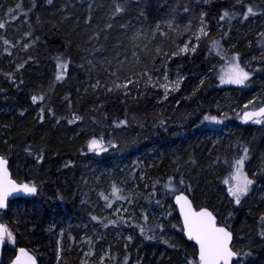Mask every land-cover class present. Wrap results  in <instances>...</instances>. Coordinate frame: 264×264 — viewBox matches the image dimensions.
I'll list each match as a JSON object with an SVG mask.
<instances>
[{"label": "trees", "instance_id": "16d2710c", "mask_svg": "<svg viewBox=\"0 0 264 264\" xmlns=\"http://www.w3.org/2000/svg\"><path fill=\"white\" fill-rule=\"evenodd\" d=\"M200 15L210 41L174 51ZM0 23V156L15 181L37 187L0 211L15 237L1 264L19 247L38 264H79L81 244L106 252V264H188L196 247L172 202L179 191L232 232L233 264H264V122L235 117L264 106V0H0ZM141 31L154 36L134 43ZM236 54L249 79L220 85L219 64ZM59 61L68 67L57 81ZM164 67L181 76L165 97L140 79ZM130 78L128 93L113 88ZM93 138L107 150H89ZM244 149L253 183L237 204L222 178ZM118 203L124 212L111 215Z\"/></svg>", "mask_w": 264, "mask_h": 264}, {"label": "snow or ice", "instance_id": "6c2138e0", "mask_svg": "<svg viewBox=\"0 0 264 264\" xmlns=\"http://www.w3.org/2000/svg\"><path fill=\"white\" fill-rule=\"evenodd\" d=\"M51 0H49V3ZM122 11V8L117 5L115 12ZM253 13V8L251 6L247 7V11L244 12V18L247 19L248 16ZM229 16V13L225 11L221 16V20ZM5 27L4 23H0V28ZM201 33L207 35L204 32V29L201 28ZM264 35V34H262ZM197 40L200 39L199 36L196 37ZM5 44L9 42L4 41ZM213 47H216L219 53L218 42L213 41ZM181 52L189 51L188 46L180 49ZM191 51H195L193 47ZM177 53H173L176 55ZM59 59V58H58ZM227 60L226 67L221 69L222 75L220 76L221 83H231V84H244L246 80L249 79L250 73L241 66L239 62V55L236 54L232 57H225ZM22 67V65L18 66ZM68 63L64 61H59L57 63L58 72L56 75V80L59 81L63 79L64 71L67 69ZM131 82V81H130ZM176 86H179V81L175 82ZM120 85H117L119 87ZM126 87V85H125ZM167 94V89H166ZM43 96H32L33 103H36L38 100H43ZM252 103L251 101L249 102ZM248 108V105H245V109ZM43 111V109H41ZM51 111V109H49ZM43 117H41L42 119ZM243 121L248 122L252 121L255 123L264 122V106L254 108L252 111L245 110L240 117ZM74 119H80V117H75ZM205 120L215 121L220 123L222 121L218 120L216 116H205ZM73 121H69L71 123ZM120 123H125L121 121ZM114 147V145H112ZM88 148L91 151L104 152L107 149L105 148L103 139L93 138L88 142ZM245 156L240 157L234 161L233 171L230 176L225 179L223 182L228 185V194L235 199L237 204L240 203L241 198L245 196L249 187L253 181L248 177L247 173L244 172V159L246 158L247 149H244ZM42 157L38 156L37 159ZM180 183H184L183 180ZM120 189L114 184L112 186L111 196L114 199H124L123 196H120ZM37 192V187L34 183H17L13 180L9 174L7 167V160L0 156V208H6L8 206L9 197L14 194L23 193L28 195H34ZM103 199L109 201V196L104 195ZM176 203L180 207V213L183 217V229L187 234L190 240H194L198 245V258L189 261L188 264H233L235 258H237L240 253L234 251L231 246L232 233L228 231L227 227L219 226L216 221V217L208 211L206 208H201L199 211H196L192 207L191 201L188 200V197L181 193L176 196ZM111 203L109 202V207ZM93 220L97 217L93 216ZM264 220V216L261 217ZM110 223H115V221H109ZM107 226V225H105ZM141 233L144 232V227L140 226ZM264 235V233H262ZM5 239L14 242L15 237L13 232L9 229L6 224L0 223V243H3ZM131 239V237H129ZM151 239V237H149ZM19 255L13 264H36V258L30 255L24 248L19 250Z\"/></svg>", "mask_w": 264, "mask_h": 264}, {"label": "rangeland", "instance_id": "374dc122", "mask_svg": "<svg viewBox=\"0 0 264 264\" xmlns=\"http://www.w3.org/2000/svg\"><path fill=\"white\" fill-rule=\"evenodd\" d=\"M201 28L204 29V32L207 33V35H204V34L201 33V31H200ZM211 29H212V25L208 21V19H206V16L200 15L198 17H195L194 21L191 22L190 27H189V36H188L189 38H187L184 41V43H180L179 45L175 41L174 46H173V48L175 49L174 51H176V52L178 51L179 53H181L183 55L184 54H188V55L194 54L195 51H197V49L199 48L200 45H203V43L205 41L206 42L210 41L209 37H210ZM152 35H153V32L152 33L147 32V31L138 32L133 37L134 43H138L139 41H144V40H150ZM197 36L200 37L199 40L196 39ZM186 45L188 46L189 51L181 52L180 49L184 48ZM193 47L195 48L194 52L191 51V49ZM135 52H136L135 49L132 48L131 53L134 54ZM176 52H172L171 54L173 55V53H176ZM226 64H227V60L226 59H225L224 62L219 64V68H218L217 73H216L217 79L219 80V84L220 85H224V86L225 85H227V86L238 85V84H231V83H221V80H220V76L222 75L221 69H224L226 67ZM140 79L142 80L141 82L144 83L143 84L144 86H148L150 88H153L154 91L160 92L161 94H163L164 97L167 96V94H169L170 92H175L176 91V89L178 88L176 86V84H175L176 81H179V83L181 82L180 74L178 72H171L166 67H164L163 70H161L159 68V69H156V71H153V72L151 71V72H148V73H143L142 76L140 77ZM131 80H133V78H130V80H128L127 82L122 83L119 87H117L118 83L115 82L113 84V88H115V89L120 88L122 90V92L124 91L123 93H128L126 88L128 87V84H131V82H130ZM133 81H135V80H133ZM125 85H126V87H125ZM239 85H241V84H239ZM166 89H167V94H166ZM241 116H242V114H236L235 115V117L237 119L242 120L240 118ZM252 123H255V122H252ZM209 124H213L212 121L209 120ZM240 157H242V155L241 156H239V155L236 156L233 159V164H234V161L239 159ZM233 164H232V166H233ZM232 166H231L229 172L224 174V176L222 178V182L230 176L231 172L233 171V167ZM243 168H244V165H243ZM29 183H31V182H29ZM171 184H172V188H170ZM171 184H169L168 188H170L172 190L175 189V186L173 187V183H171ZM223 184L225 185L226 191L228 193V185H226L224 182H223ZM177 187H179V186H177ZM250 189H251V186H250L249 190ZM112 210L113 211L111 212V215H116L117 213L121 214V213L124 212L123 206H121L120 203H118L116 205V207L114 209H112ZM263 223H264V220H263ZM86 234L92 235V238L93 239L95 238V240H96L98 238V236H100L101 231L99 229V226H93L91 224V226L88 227V230L86 231ZM115 237L118 238L119 236L116 235ZM129 237L130 236H125V239L127 241H129L130 240ZM237 239H238L237 243L240 245V237L238 236ZM5 240H6V244H8L9 246L13 247L14 242L9 241L7 239H5ZM239 247H238V249H240ZM79 249L82 250L81 256H80V259H79V264H106L107 263V261H106V258H107L106 252H102L99 255H95L94 253H91L92 250L87 249V246H85V244H81V247ZM233 249L235 251H237V249H235V248H233Z\"/></svg>", "mask_w": 264, "mask_h": 264}, {"label": "water", "instance_id": "95a60500", "mask_svg": "<svg viewBox=\"0 0 264 264\" xmlns=\"http://www.w3.org/2000/svg\"><path fill=\"white\" fill-rule=\"evenodd\" d=\"M8 167V166H7ZM8 171H9V169H8ZM9 174H10V171H9ZM10 176H11V174H10ZM12 178V177H11ZM13 179V178H12ZM14 180V179H13ZM17 182V181H16ZM18 184L19 183H22V182H17ZM24 183V182H23ZM181 193H183V195H185V196H187L188 197V200L189 201H191V199H190V197H189V195L186 193V192H184V191H179V192H177V193H175L173 196H172V202H173V205L175 206V209H176V213H177V215H178V218H179V222H180V226H181V228H182V232H183V235H184V237L189 241V242H191L192 244H194L195 245V247H196V259L198 258V245L196 244V242L194 241V240H190L189 238H188V236H187V234L185 233V231H184V229H183V217H182V215H181V213H180V207H179V205H177V203H176V196H178V195H180ZM36 194V193H35ZM34 194V195H35ZM34 195H28V194H23V193H18V194H14L13 196H11V197H9V200H8V202L9 201H11V200H14V199H17V198H24V197H31V196H34ZM191 203H192V201H191ZM192 207L196 210V211H199L201 208H206V209H208V211H210L213 215H214V213L209 209V208H207V207H199V208H196L194 205H193V203H192ZM6 208H0V211H3V210H5ZM215 216V215H214ZM216 217V216H215ZM216 221H217V217H216ZM218 224V223H217ZM219 226H223V227H226V226H224V225H221V224H218ZM228 229V228H227ZM228 231H230L229 229H228ZM231 232V231H230ZM232 233V232H231ZM232 240H233V236H232ZM5 241L3 242V243H0V264H1V262H2V251H3V246L5 245ZM231 244H232V241H231ZM22 247H19V248H16V250H15V255H14V257L12 258V260L10 261V263L9 264H13V262L16 260V258H17V256L20 254L19 253V250L21 249ZM25 249V248H24ZM30 255H32V256H34V254H32L31 252H29L27 249H25ZM35 257V256H34ZM36 258V257H35ZM36 264H38L37 263V260H36Z\"/></svg>", "mask_w": 264, "mask_h": 264}]
</instances>
